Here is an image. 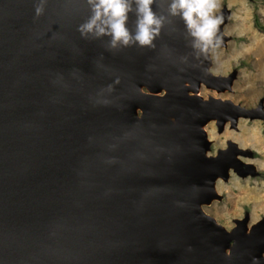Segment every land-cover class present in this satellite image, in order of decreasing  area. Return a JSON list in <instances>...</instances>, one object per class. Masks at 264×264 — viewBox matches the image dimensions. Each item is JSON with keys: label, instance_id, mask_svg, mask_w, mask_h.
Returning <instances> with one entry per match:
<instances>
[{"label": "water", "instance_id": "water-1", "mask_svg": "<svg viewBox=\"0 0 264 264\" xmlns=\"http://www.w3.org/2000/svg\"><path fill=\"white\" fill-rule=\"evenodd\" d=\"M36 3L0 0V264H264V217L226 230L202 210L229 168L254 172L232 141L207 155L202 126L264 123L262 100L189 95L234 72L212 74L179 17L154 47L112 49L77 30L87 0H48L38 18Z\"/></svg>", "mask_w": 264, "mask_h": 264}, {"label": "rangeland", "instance_id": "rangeland-1", "mask_svg": "<svg viewBox=\"0 0 264 264\" xmlns=\"http://www.w3.org/2000/svg\"><path fill=\"white\" fill-rule=\"evenodd\" d=\"M222 8L227 10L222 25L227 38L223 46L209 50V71L222 76L234 72V77L228 90L216 91L201 84L197 94L202 99H228L246 109L262 100L264 111V0H219L215 14ZM204 129L209 140L207 155L232 141L246 152L238 158L252 165L254 172L239 176L229 170L225 179L217 178V197L202 205V210L226 230L246 216L248 230L264 217V123L257 118L238 117L234 126L225 121L218 129L215 121L209 120Z\"/></svg>", "mask_w": 264, "mask_h": 264}, {"label": "clouds", "instance_id": "clouds-1", "mask_svg": "<svg viewBox=\"0 0 264 264\" xmlns=\"http://www.w3.org/2000/svg\"><path fill=\"white\" fill-rule=\"evenodd\" d=\"M48 0H37L35 16L44 14ZM156 0H87L89 15L78 27L81 37L109 38L112 49L139 45L154 47V40L169 17H179L192 37V47L206 53L218 47L223 16L216 15L219 0H168L166 15L154 10ZM158 7V5H157ZM134 14L135 30L128 27Z\"/></svg>", "mask_w": 264, "mask_h": 264}, {"label": "bare ground", "instance_id": "bare-ground-1", "mask_svg": "<svg viewBox=\"0 0 264 264\" xmlns=\"http://www.w3.org/2000/svg\"><path fill=\"white\" fill-rule=\"evenodd\" d=\"M185 85H187V83H185ZM200 85H201V84H200ZM197 91H199V90H197ZM197 91L194 92V93H192L191 91H188V94H189V95H198V94H197ZM206 123H207V122H206ZM202 128H203L204 133H205L204 125L202 126ZM205 135H206V133H205ZM206 138H207V137H206ZM207 140H208V139H207ZM208 141H209V140H208ZM229 170H232V169L229 168L228 171H229ZM213 187H214V185H213ZM214 190H215V189H214ZM246 232H247V230H246ZM263 254H264V253H263Z\"/></svg>", "mask_w": 264, "mask_h": 264}]
</instances>
